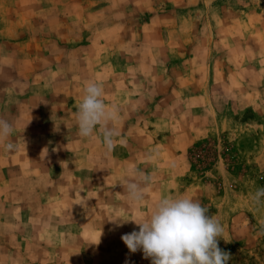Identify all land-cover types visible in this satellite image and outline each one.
I'll list each match as a JSON object with an SVG mask.
<instances>
[{
  "label": "rangeland",
  "instance_id": "rangeland-1",
  "mask_svg": "<svg viewBox=\"0 0 264 264\" xmlns=\"http://www.w3.org/2000/svg\"><path fill=\"white\" fill-rule=\"evenodd\" d=\"M81 16L91 17L94 23H100L105 18L111 20V17L141 19L146 24L142 31L147 33L148 43V38L159 31L161 38L158 45L164 50L176 48L192 51L197 55L193 57V66L198 67V71L202 70L199 64L203 65V59L207 57L205 63L209 66L205 64V69L208 72L210 66H213L214 71L212 75L210 73L209 89L215 111L211 110L205 116L198 132L201 137L188 145L190 154H187V158L183 153L177 167L173 166L175 157L163 159L166 163L162 165V173L167 180L164 183V196H192L209 209V215L220 219L224 232L219 240V247L230 253L228 264H264V198L259 202L253 200L256 191L264 188V97L256 94V98L252 97V102L251 99L247 100L250 96L247 87L251 83L257 85L261 94L264 90V0H0V118L13 124L14 131L9 139L16 147L22 146L18 158L13 160L21 163L22 159L24 162L20 171H0V178L5 175L15 182L13 186L7 182L0 185V222L6 229L5 233L0 234V244L7 246L8 258L12 253L9 228L13 222H24L15 220L12 216L14 193L25 194V180L28 177L42 180L43 175L53 174L54 170H45L39 163L27 165V161L36 159L46 162L53 159L62 169L69 171L65 172L68 181L67 190L65 189L67 195L80 186L73 179L70 182L68 175L74 171L69 164L71 166L78 161L83 163L84 160L79 153L74 152V126L70 125L72 122L56 121L52 125L47 118L50 114L46 107L48 103L35 104L31 101V107L30 103L20 102L19 98L21 93L32 90L37 97L47 96L52 92L53 95L58 92L59 95L68 96L74 86L82 90L83 83L79 73L75 72L76 66L80 61L84 63L86 76H89L93 69L98 68V57L92 60L80 55L81 50L76 52L78 56L75 58L74 55L67 56V50L74 45L73 41L71 45L62 48L66 57L44 58L41 54L29 57L27 51L31 46L26 41L27 37L35 33L45 32L42 21L58 17L68 21ZM48 27L50 31H54L51 23ZM74 27L81 29L76 24ZM83 27V39L78 42L83 40V43L88 44L87 37L92 28L89 25ZM101 34L104 35L103 32ZM44 46L51 50L58 48L53 41L46 42ZM253 61L262 74L260 78L252 77L251 80L247 70L248 64ZM176 62L181 64L183 60L178 58ZM44 63L51 66L52 71L44 69V74L41 71ZM174 75L175 78L182 79L179 73ZM207 78L204 80L205 85ZM45 79L48 82L43 84L42 81H47ZM61 80L67 81L69 88H58L56 83ZM201 82L202 79L198 84ZM26 105L32 108L33 115L28 120ZM78 105L74 104L71 106L72 111L66 113L78 110ZM127 110L129 111L128 106ZM156 110L158 113L168 112L164 105ZM54 128L60 129L63 134L61 139L54 140L49 135ZM56 141L61 144V148L65 146L66 152H50L54 150L47 146L55 145ZM12 151H5L0 145V161L9 162ZM200 155L207 157L206 163L196 162ZM85 186L91 188V184ZM95 186L99 188L101 185ZM150 187L154 188L152 185ZM151 188L147 187L146 192L151 191ZM110 196L114 197V193H110ZM155 200L151 202L154 203ZM80 206L86 211L93 209L89 200L80 201ZM107 206L121 209L119 203L113 200ZM117 217L133 219L122 209ZM79 218L77 217L78 221L81 220ZM87 218L93 222L92 229L90 232L82 231L81 235L75 234L78 228L76 224H65L66 262L63 259L56 264H74L73 259L77 264H125L126 259L129 264H151V260L145 259L141 251L129 253L120 238L134 229L138 231L133 222L129 221L116 230L108 218L105 219L107 222L100 217ZM70 219L73 220L74 217H65L63 220L69 222ZM29 221L34 226L42 223V219L38 217H31ZM100 229V243L95 247ZM38 237L36 239L40 240L41 235L38 234ZM47 239L57 241L56 233L49 234ZM74 242H78L79 246L69 247L68 244ZM88 244L92 246L89 247ZM19 250L22 252L23 249ZM50 253L47 264L55 263V260H51L57 259L55 253Z\"/></svg>",
  "mask_w": 264,
  "mask_h": 264
},
{
  "label": "crops",
  "instance_id": "crops-1",
  "mask_svg": "<svg viewBox=\"0 0 264 264\" xmlns=\"http://www.w3.org/2000/svg\"><path fill=\"white\" fill-rule=\"evenodd\" d=\"M131 19L129 20L126 16L117 19L111 17V20L105 18L102 19V22L99 21L100 23H94L95 21L91 17L84 16L68 21L62 17L52 18L42 21L45 27L43 28L44 33H35V35L27 37L26 41L31 46L27 51L29 57L41 54L44 58L57 57L60 59L65 52L62 48L71 45L70 43L73 41L74 45L67 50V56L74 55L75 58L78 56L76 52L81 50L79 51L80 55L83 54L92 60H96L94 57H98L100 60L98 68L93 69L89 76H86L87 70L84 63L80 61L77 64L75 72H78L82 79L81 91L73 85L74 88L68 96L59 95L58 92L53 95L54 92H52L50 95L37 97L33 90L21 93L19 101L30 103L31 107L32 103H48L46 107L50 114L47 115L49 121H46H51L52 125L56 121L72 122L70 125L74 126L72 135L75 142V147L73 144L74 152L79 153L80 158L83 157L84 160L83 163L78 161L71 166L69 164L70 168H74V171L68 174L70 182L73 179V182L80 184L79 188L69 195L66 194L68 181L66 180L67 173H65L69 171L62 169L60 164L55 163L53 159H48L46 162H39L36 159L27 161V165L33 166L39 163L45 170L54 169L53 174H45L41 177L42 180L38 181L36 178L28 177L25 180L27 188L25 194L14 193L15 206L12 216L15 217V220L24 222L23 224L14 222L11 224L9 233L12 241L9 242V246L12 247V253L8 258L5 248L7 246L1 243L0 264H23L24 261L25 264H47L50 252L53 255L56 254L57 257V259L51 260L56 261L52 264L63 259L64 262L67 247V240L64 238L65 224H76L78 228L75 230V234L81 235L82 231L90 232L92 229L93 222L87 217H100L106 221V218L113 219L119 216L121 209L127 211L133 219L149 214L153 205L151 201L164 196V183H167V180L163 177L162 168L164 166L162 165H165L168 158L175 157L173 166L177 167L183 153L187 158L190 148H187L188 145L201 137L198 132L205 121V116H208L211 110L215 111L211 104L209 89L210 73L212 75L214 71L213 66H210V71H206L204 65L207 57L203 59V65L199 64L202 66V70L198 71V67L193 66V57L196 54L194 55L187 49L164 50L158 45L161 38L159 31L153 37L148 38L150 40L148 43V35L142 31L146 24H143L141 19ZM49 23L52 24L54 31L52 29L50 31ZM75 24L79 25L81 29L77 30L78 28L74 27ZM84 25H89L92 28L87 37L88 44L83 43V40L78 42L83 39ZM103 29L105 31H100ZM102 32L104 35L101 34ZM50 41L57 43L56 50L44 46L46 42ZM71 53L72 55H70ZM63 56L66 57V55ZM178 58L183 60L181 64L176 62ZM206 65L209 66V64ZM248 67L247 73L251 80H253L252 77H261V69L254 61L250 62ZM51 68L44 63L41 71L45 74L44 69L48 72ZM231 69L234 70V68ZM175 73H179L182 79L175 78ZM206 77H208V84L205 85ZM200 79L202 82L198 84ZM89 81L101 84L102 99L105 104L115 105L119 109V119L111 124L118 130L119 136L116 137L111 150L105 149L99 126L92 136L83 138L79 135L77 126V110H73L69 114L66 113L72 111L71 106L74 104H80L83 98L82 94H84L83 90ZM47 82L48 80L42 81L43 84ZM179 82L184 84H179ZM56 86L69 88L70 85L67 81L61 80L57 81ZM247 88L250 95L247 100L251 99L250 102L253 100L252 97L256 98V94L264 97V90L261 94L254 83L248 85ZM162 105L168 109L165 114L158 113L156 110ZM31 107L27 105L25 107L27 120L33 117ZM49 135L54 137V140L61 139L63 136L60 129L56 128ZM20 147L15 146L9 156V162L0 161L1 172L5 173L7 169L10 171L13 169L16 172L24 167L22 159L21 163L13 160L15 157L18 158ZM47 147L54 150L50 151L52 153L66 152L65 146L61 148V144L57 141L55 145ZM27 149L30 151L29 146ZM164 158H166L165 162ZM133 166H137L149 174L152 181L148 187L151 188V185L154 187L151 188V191L146 192L147 197L139 206L131 204L126 199L125 189L120 186L128 178L129 169ZM3 178H0V185L7 182L13 186L15 183L11 177L7 178L4 175ZM85 184H91V188H87ZM95 185L101 186L98 188ZM110 193H114V197H111ZM83 200H89L93 209L88 211L81 209L83 206H80V201L83 202ZM112 200L117 201L121 209L109 208L107 205ZM31 217L42 219V223L34 226L29 221ZM65 217H74V219L66 222L63 220ZM77 217H80L81 220L78 221ZM133 225L138 227L134 223ZM5 232L6 229L0 222V234ZM51 233H56L57 241L47 239ZM38 234L41 235L40 240L36 239L39 238ZM78 242L68 245L71 248H77ZM94 245L97 246V244ZM19 249H23L22 252H19ZM23 257L25 259H22ZM72 261L77 264L75 259Z\"/></svg>",
  "mask_w": 264,
  "mask_h": 264
},
{
  "label": "clouds",
  "instance_id": "clouds-1",
  "mask_svg": "<svg viewBox=\"0 0 264 264\" xmlns=\"http://www.w3.org/2000/svg\"><path fill=\"white\" fill-rule=\"evenodd\" d=\"M83 98L78 105L77 126L83 138L92 136L100 127L103 145L111 150L118 130L111 126L119 119V109L115 105H106L102 99V85L87 82ZM13 124L0 118V145L5 151L15 149L9 139L13 134ZM152 177L137 166L129 169L128 178L121 184L125 189L126 199L139 206L146 199V189ZM264 198V188L253 196L255 202ZM115 228L131 221L138 226V231L121 235L129 253L141 251L151 264H228L230 253L219 247L224 228L220 219L209 215V209L200 200L189 195L160 196L152 205L151 212L138 219H109ZM94 244L100 243V237ZM125 264H129L126 259Z\"/></svg>",
  "mask_w": 264,
  "mask_h": 264
},
{
  "label": "trees",
  "instance_id": "trees-1",
  "mask_svg": "<svg viewBox=\"0 0 264 264\" xmlns=\"http://www.w3.org/2000/svg\"><path fill=\"white\" fill-rule=\"evenodd\" d=\"M190 151V150H189ZM188 151V155L190 154V152ZM198 151H200V149H198ZM201 151H203V149L201 150ZM205 154H203V156H204ZM202 155H200V159L199 158H197V160H196V162H198V164H204V163H206L207 162V157L206 158H204ZM206 165V164H205Z\"/></svg>",
  "mask_w": 264,
  "mask_h": 264
}]
</instances>
